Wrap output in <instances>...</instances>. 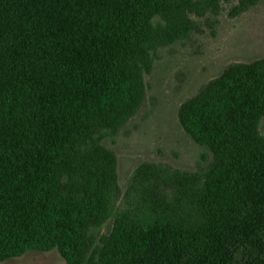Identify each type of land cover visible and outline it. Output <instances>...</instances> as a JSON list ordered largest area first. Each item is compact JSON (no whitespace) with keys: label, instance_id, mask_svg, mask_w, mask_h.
I'll return each instance as SVG.
<instances>
[{"label":"trees","instance_id":"obj_1","mask_svg":"<svg viewBox=\"0 0 264 264\" xmlns=\"http://www.w3.org/2000/svg\"><path fill=\"white\" fill-rule=\"evenodd\" d=\"M217 8L0 0V261L56 249L64 264H264V59L228 65L178 109L183 130L212 153L187 177L202 182L195 207L181 203L173 218L163 201H141L115 213L98 244L91 232L117 192L100 129L116 131L139 109L157 49L198 29L190 14Z\"/></svg>","mask_w":264,"mask_h":264},{"label":"rangeland","instance_id":"obj_2","mask_svg":"<svg viewBox=\"0 0 264 264\" xmlns=\"http://www.w3.org/2000/svg\"><path fill=\"white\" fill-rule=\"evenodd\" d=\"M241 1L217 0L216 13L190 14L198 29L157 49L152 69L143 74L145 95L139 109L116 131L100 129L103 144L116 157L117 192L110 216L91 229L97 244L110 235L117 214L135 209L141 201H163L173 218L177 205L195 207L193 186L202 182L187 177L202 174L212 153L183 130L178 109L228 65L264 59V0L246 8ZM259 131L264 135V117ZM142 173L149 180H143ZM177 184L189 198L175 192ZM0 264H64V259L56 249L32 250Z\"/></svg>","mask_w":264,"mask_h":264}]
</instances>
